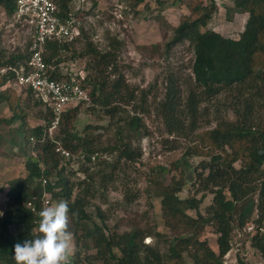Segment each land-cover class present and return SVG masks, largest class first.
<instances>
[{
  "label": "trees",
  "instance_id": "obj_1",
  "mask_svg": "<svg viewBox=\"0 0 264 264\" xmlns=\"http://www.w3.org/2000/svg\"><path fill=\"white\" fill-rule=\"evenodd\" d=\"M15 1L0 0V10L8 18L15 11ZM72 1L55 0L62 16L72 17ZM125 1L137 14L140 9L163 8L166 4L175 8L187 5L190 11L174 27L166 48L169 53L173 45L183 41L189 43L194 53L193 84L183 94L181 86L170 78L164 97L155 106L169 134L190 138L181 157L172 163L181 178L168 184L153 180L161 185L164 226L173 232L170 237L158 232L167 243L166 251L145 243L147 232L142 228L123 232L107 230L92 221L87 210L98 189L119 179L126 164L141 158V148L135 146L133 137L135 131H140L143 119L138 113L128 111V106L144 112L148 108L135 104L140 91L121 70L119 40L113 38L102 48L84 37L81 28L71 40L48 41L44 58L50 65V76L56 79L73 75L65 73L67 58L63 57H67L66 54L73 51L72 60L87 58L85 76L76 75V78L88 93L90 109L102 110L111 118L110 125L116 127L115 140L103 146L100 137L90 134V124L83 131L76 128L79 103L62 113L54 132L51 126L55 116L49 106L46 107L49 110L46 124L29 127L24 107L18 104V98L12 97V91L16 90V72L7 69L0 75V103L6 102L13 108L12 114L3 121L12 125L19 122L14 129L12 127L16 134L13 143L17 145L16 151L22 154L26 171L25 176L9 182L6 192V209L0 215V264H16L14 246L40 235L35 214L27 207V202L36 198V207L40 208L45 192L52 194V203L60 200L69 203V231L76 241L75 254L70 258L72 264L87 261L91 264L93 261L100 264H188L189 261L191 264H225L224 258L233 248L235 231L245 228L249 221L246 211L239 210L238 204L251 200L252 195H257V199L252 200L257 209L254 220L257 232L251 236V245L264 257V117L261 116V111L264 113V0H235V8L248 13L238 38L226 37L208 28L218 10L216 0H155L156 6L148 0ZM32 39L25 50L13 52L0 42V68L24 64L31 56ZM78 41L83 43L80 51L75 47ZM22 88L35 95L32 89ZM228 92L232 101L222 102L218 96ZM214 99L217 106L228 107L235 118L224 117L214 110L215 126L198 131L199 119L210 115L208 104ZM36 103L45 105L40 98ZM25 104L27 107V100ZM210 123L207 119L206 125ZM62 150L69 156L62 154ZM103 153L114 158H102ZM74 154L81 156L77 162L81 163L79 171L84 177L71 182L65 170L74 173V168H67ZM194 157L201 160L194 163ZM92 162L95 168L90 170L92 165L87 163ZM161 169L167 171L165 167ZM188 183L196 188L195 193H201L200 197L198 194L180 196ZM75 187L78 190L74 193ZM3 189L0 187V191ZM126 196L130 201L134 199L127 190ZM206 199L210 201L202 210L201 204ZM72 212L77 216L73 218ZM206 226L214 227L217 250L201 237ZM89 248H94L95 253L83 257V249ZM238 264L248 263L239 259Z\"/></svg>",
  "mask_w": 264,
  "mask_h": 264
},
{
  "label": "rangeland",
  "instance_id": "obj_2",
  "mask_svg": "<svg viewBox=\"0 0 264 264\" xmlns=\"http://www.w3.org/2000/svg\"><path fill=\"white\" fill-rule=\"evenodd\" d=\"M216 1L218 10L209 22L208 28L226 37L238 38L244 30L248 13L236 9L235 0ZM148 2H151L152 6L155 4V0H148ZM151 8V10L140 9L137 14L125 0H73L70 11L73 13L71 14L74 25L72 28L78 29L79 32L82 28L83 36H87L96 45L106 48L113 38L119 40L121 70L127 80L136 85L140 91L139 100L135 104H143L146 109L148 108V111L144 112L135 111L132 106H128V111L138 113L143 119L140 131H135L133 137L135 146L141 148V158L134 163L126 164L119 174V179L109 182L104 189H98L96 197L90 199L87 210L92 215V221L103 225L107 230L114 229L123 232L133 228H142L144 232H147L144 235V242L156 245L162 252H165L167 243L158 232H163L167 237H170L173 232L164 226L160 201L161 185L154 183L153 180L156 178L159 183L168 184L181 178L180 172L172 163L181 157L190 143V138L169 134L155 106L164 97L170 78L181 86L183 94L193 84L194 53L187 41L173 45L169 53L166 48V44L173 36L174 27L184 15L190 13L187 5L175 8L166 4L163 8L157 6ZM32 35L31 26L21 22L11 24L5 12L0 10V42L9 52L17 49L25 50L33 38ZM75 47L77 51H80L83 43L78 41ZM72 55L73 51L66 54L67 57H63L67 58L64 61L66 62L65 73L71 72L74 75L85 76L84 67L87 64V58L72 60L70 59ZM15 87L16 90L12 91V97L18 98L20 101L18 104L24 107L28 126L46 124L45 116L48 114L49 118L47 106L36 103L38 98L34 94L30 95L17 85ZM218 98L228 103L233 97L228 92L220 94ZM25 100L28 101L27 107ZM79 104L78 117L75 120L76 128L83 131L90 124L92 136L100 137L103 146L112 144L115 140L116 127L110 125L111 118L106 116L102 110L90 109L92 105L90 106L87 100ZM208 105L210 115L199 119L198 131L215 126L217 115L214 110L224 117L235 118L234 113L227 109L228 107L217 106L216 99ZM12 112L13 108L6 102L0 103V187L4 188L0 191V213L6 209V192L9 182L26 174L22 154L16 151L17 145L13 143L16 139L13 129L19 122L12 125L3 121V118H8ZM261 116L264 117L262 111ZM207 119L211 121L209 125H206ZM53 128L55 127L51 126L54 132L56 129ZM167 138L169 142L165 141ZM106 157L114 158V156L103 153L102 158ZM72 158L73 161L71 165H67V168H74L75 174L68 169L65 170L71 182L84 177V174L79 171L81 163L77 162L81 156L74 154ZM193 160L196 163L201 158L194 157ZM87 164L92 165L90 170L95 168L93 162ZM161 167H165L167 171H163ZM77 190L78 187H75L74 193ZM126 190L134 195L132 201L127 199ZM195 190L196 188L188 183L179 194L184 198L194 194L200 197L201 193H195ZM256 199L257 195H252L250 201L246 200L238 204L239 210L246 211L249 221L245 228L235 231L233 248L224 258L225 264H238L239 259L248 264H264L262 253L251 245V236L257 232V224L254 221L257 218V209L252 203V200ZM209 201L206 199L201 204L202 210ZM189 213L196 214L195 211H189ZM201 237L206 238L211 247L217 250V234L213 226H206ZM75 251L76 241L73 238V255ZM94 253L95 249L89 248L83 249L81 254L85 257ZM87 262L84 264H91L90 261ZM187 263L191 264L190 261ZM92 264L100 263L93 261Z\"/></svg>",
  "mask_w": 264,
  "mask_h": 264
},
{
  "label": "built area",
  "instance_id": "obj_3",
  "mask_svg": "<svg viewBox=\"0 0 264 264\" xmlns=\"http://www.w3.org/2000/svg\"><path fill=\"white\" fill-rule=\"evenodd\" d=\"M73 17H64L55 0H16L15 11L10 18L11 24L21 22L33 29L31 56L19 67H7L0 69L1 73L12 69L16 72L18 87L32 89L36 97L40 98L46 106H49L55 118L52 127L58 123L62 113L68 108L88 100V93L84 90L76 75L62 79L52 78L49 74L50 65L44 58L46 43L51 40L73 39L80 32L72 28ZM83 77V76H81ZM63 154H69L65 150ZM45 182V181H44ZM36 198L27 202V207L34 212L36 228L38 229V212L43 207L52 204V194L45 192L40 199V208L36 207Z\"/></svg>",
  "mask_w": 264,
  "mask_h": 264
},
{
  "label": "clouds",
  "instance_id": "obj_4",
  "mask_svg": "<svg viewBox=\"0 0 264 264\" xmlns=\"http://www.w3.org/2000/svg\"><path fill=\"white\" fill-rule=\"evenodd\" d=\"M69 203L60 200L38 212V235L14 246L16 264H72L73 234L69 231ZM3 215V213H0ZM77 213L72 212V217Z\"/></svg>",
  "mask_w": 264,
  "mask_h": 264
}]
</instances>
